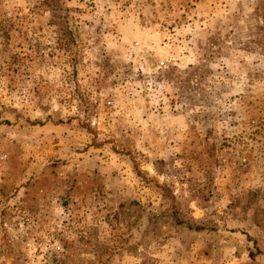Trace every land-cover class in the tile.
<instances>
[{
  "label": "rangeland",
  "instance_id": "obj_1",
  "mask_svg": "<svg viewBox=\"0 0 264 264\" xmlns=\"http://www.w3.org/2000/svg\"><path fill=\"white\" fill-rule=\"evenodd\" d=\"M203 2L0 0V264H264V184L241 188L249 172L218 151L264 148V40L239 63L257 86L238 126L216 101L233 78L216 68L220 28L185 24ZM138 100L189 116L194 145L175 168L154 156L164 123L122 118Z\"/></svg>",
  "mask_w": 264,
  "mask_h": 264
},
{
  "label": "crops",
  "instance_id": "obj_2",
  "mask_svg": "<svg viewBox=\"0 0 264 264\" xmlns=\"http://www.w3.org/2000/svg\"><path fill=\"white\" fill-rule=\"evenodd\" d=\"M262 1L263 3H261L260 0H219L214 2L204 0L203 4L202 3L194 4L195 7L192 9V17L188 18V20L185 22L187 26L190 25L195 26L196 25L195 23L198 22L199 25H203L206 28L205 34L208 33V30H211V27L220 28L219 31L222 37L220 39L221 46L219 51L221 53L220 54L221 58L219 59V63L217 64L216 68H219L221 70L220 73H222L225 70V73L232 75L233 78L231 79L227 77L221 78L222 81L217 84L219 97H217L216 101L219 102L221 106H223L222 113L225 115L223 117L225 118L229 116L233 117L234 121L238 124V126L241 125L240 123L245 118H248L247 115L248 113H245L247 107L246 101L248 100L247 98H245L247 95V91L248 89L250 88L254 89L257 86V84L254 85L253 82L252 83L244 82V78L240 75L241 66L239 65V63L242 62L244 58L255 57L259 55L260 53L259 45L256 46V43H260L262 42V40H264V30L260 32V34L249 36L246 33H244V31H242L241 34H239L238 32H236V29L238 28V26L241 25H244L243 28L245 29H246L245 25H251L253 27H257L258 30L260 29L262 19L264 18L262 19L256 18L255 20L249 21L250 23H247L245 13L251 11L252 12L257 11L258 13H261L264 17V0ZM232 14L233 15L235 14L236 16L235 19L232 18L233 16ZM228 17L231 18L229 19ZM233 21L235 22L234 23L235 25L233 24ZM233 29H234V33H231ZM206 39L207 37H205V41ZM240 40L242 41L245 40L246 42H250L248 44L250 45L251 48L249 50H246L238 46L234 48L229 47L231 46L232 41H235V43L237 44ZM192 41L193 39L188 38V42L190 44L186 52L187 55L182 56L181 62L183 64H191L196 58L194 46L190 48ZM213 50L214 49L210 48L207 51L212 52ZM177 53H179V51ZM226 63L228 65H226ZM161 82L162 84H165V86H168L167 84L169 82L166 81H161ZM209 98L210 100L207 101L208 103L204 102V106H208L209 103H213L212 101L215 100L211 97ZM137 104H138V108H136ZM130 106L133 109H126L125 113H128V115L125 114L124 117L121 115L123 119L126 120L129 118V120L132 119L133 122L138 121V122H144L145 124H147L149 120H155V121H159L160 123H164L160 131V134H162L160 138L163 137L164 140H169L170 143L168 144L164 143L163 149L160 148L158 145L157 147L158 151L156 152V155H154L156 159L158 160L162 159L165 161L168 160V161H172L173 163L174 160H181V158L185 155V153L192 150L193 148L192 145L194 144H192L190 138V130H189L190 120H189V116L186 115V113H177L174 115L171 112L166 111L161 115L158 114L151 116L149 110L146 109L147 107L146 103L141 100H138L137 103L135 104L130 103ZM233 110L235 111V114L233 113ZM253 115L257 116L256 114ZM251 130L252 132L256 133L255 134L256 136L257 132L255 131V128ZM226 134L229 135V133ZM234 134L235 136L237 135L236 133ZM251 136L254 135L251 134ZM236 139L241 140L242 138L240 139L239 136L237 135ZM209 140L211 142L212 140L211 136L209 137ZM245 141L247 140L245 139ZM219 147L220 148L218 151L221 154H227L230 158V160H228L227 157L225 158L224 164L227 167H229L232 170L239 169L241 172L242 171L249 172L248 181H245L244 178L235 181V182H239L241 188L247 185L261 186L264 184V148H261L259 145L255 146L252 143L245 144L244 146L243 145L240 146L239 142L235 144L234 143L230 144V147H223V146H219ZM178 154L181 156L178 157L177 156ZM242 163H245V165L242 166L243 165ZM173 167L175 168L174 163H173ZM220 168L224 169L225 166L222 165ZM179 169H181V167ZM226 182L225 184H227ZM221 184L223 185L224 183L221 182ZM225 191L227 192V190ZM220 192L222 193V191ZM224 194L225 192L221 194L225 197L223 198V200H227L228 198Z\"/></svg>",
  "mask_w": 264,
  "mask_h": 264
},
{
  "label": "trees",
  "instance_id": "obj_3",
  "mask_svg": "<svg viewBox=\"0 0 264 264\" xmlns=\"http://www.w3.org/2000/svg\"><path fill=\"white\" fill-rule=\"evenodd\" d=\"M137 172H138V171H137ZM172 199H174V198H172ZM174 216H175L174 218H176V223H177V225H182L183 222L180 221V220L176 217V215H174ZM186 228H188L189 230L196 231V232H199V231L205 230V228H204L203 226L193 225V227H192V226L190 225V223H188V224L186 225Z\"/></svg>",
  "mask_w": 264,
  "mask_h": 264
},
{
  "label": "built area",
  "instance_id": "obj_4",
  "mask_svg": "<svg viewBox=\"0 0 264 264\" xmlns=\"http://www.w3.org/2000/svg\"><path fill=\"white\" fill-rule=\"evenodd\" d=\"M163 65H164V63L161 62V63H160V66L157 67V68L160 69ZM114 103H115V101H114L113 99H110V100L107 102V105L113 107ZM261 139H262V141H264V131H263V133H262V138H261Z\"/></svg>",
  "mask_w": 264,
  "mask_h": 264
}]
</instances>
